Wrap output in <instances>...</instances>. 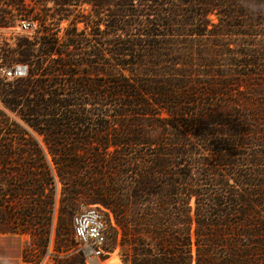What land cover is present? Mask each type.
Listing matches in <instances>:
<instances>
[{
  "label": "trees",
  "instance_id": "16d2710c",
  "mask_svg": "<svg viewBox=\"0 0 264 264\" xmlns=\"http://www.w3.org/2000/svg\"><path fill=\"white\" fill-rule=\"evenodd\" d=\"M50 1L34 40L17 39L29 76L0 80L4 107L49 149L0 106V234L18 224L47 250L57 175L58 264L83 203L101 204L125 264H264V0H0V12ZM76 3L95 7L90 31L60 38ZM177 5L189 8H161Z\"/></svg>",
  "mask_w": 264,
  "mask_h": 264
},
{
  "label": "rangeland",
  "instance_id": "374dc122",
  "mask_svg": "<svg viewBox=\"0 0 264 264\" xmlns=\"http://www.w3.org/2000/svg\"><path fill=\"white\" fill-rule=\"evenodd\" d=\"M31 1L32 0H27V2H31ZM145 1L146 3H148V5L145 4L144 6L143 1L132 0L130 4V8H149L151 2L149 0H145ZM34 2L35 1H33V3ZM8 8H11V7H8ZM56 8L57 6L52 1H50L47 4V8H39L38 6H35V8H27V14H30V15L32 14L35 18L40 17L41 19L42 15L54 13ZM94 8L95 7L91 6V4H88V3H83V4L76 3V4H73L65 8L67 10L66 15H64V17L58 20L59 28H55V31L58 34V36L60 38L67 36V33H66L67 30L72 29L74 27L72 25L75 23H77L76 27L79 31H83V29H86V31L89 32L90 31V28H89L90 21L89 20L92 17V14L94 13ZM161 8H189V7L185 5H181V6L177 5L174 7L163 6ZM1 15H2V12H0V16ZM212 18L214 19V21H217V18L215 17V15H212ZM40 19L36 20L37 29H40L42 27ZM3 24H4V21L0 18V25H3ZM102 28H105V26L102 25ZM4 33L5 32L1 31L0 55L3 56L5 61H11L13 60V58L17 57V55L16 56L14 55V51L17 48V39L9 42L5 39L6 34ZM88 37L89 36H87V38ZM220 65H221V68L225 70L227 73H230L234 69V67H231L227 61L222 60L220 62ZM217 70H219V68ZM102 73L103 71H101V74ZM99 76H103V75H99ZM6 83H13V82H6ZM0 106L3 107V109H5L12 118L17 119L22 126L29 129L34 134L36 139L39 141L44 151L48 153L49 149L46 146L43 137L37 134L35 131H33L32 128L26 122L21 120L14 112L4 107L1 101V97H0ZM56 179H57V189H56L57 192H56L55 216H54L53 225H52L51 241L49 243L47 250L44 252L43 249H41L37 245L36 238L30 231H28L27 233H22L19 230L20 225L15 224V227L13 230L0 234V240H1L0 241V264H58L57 262L58 255L60 257H65L67 255L66 253L58 254V251H57V226L59 222V208H60V198L62 196V193H61L62 184L58 180L57 175H56ZM230 182H233V179H230ZM82 206H93V207H97L98 209L102 210L101 204L87 205L83 203L79 205L78 209H80ZM112 223L114 226H116V223L113 218H112ZM70 226L73 231L72 219L70 221ZM111 235H112L111 230L109 228V240H111ZM120 250H121V247L118 244L113 254H111L110 260H108L105 264H111L112 261H116V260L120 261L121 264H125L120 256ZM69 255H70L69 263L74 264L76 261V256L79 255L78 246L74 240V237H73V248Z\"/></svg>",
  "mask_w": 264,
  "mask_h": 264
},
{
  "label": "built area",
  "instance_id": "2783aa9c",
  "mask_svg": "<svg viewBox=\"0 0 264 264\" xmlns=\"http://www.w3.org/2000/svg\"><path fill=\"white\" fill-rule=\"evenodd\" d=\"M3 9L0 18L4 24L0 25V37L3 31L6 34L5 39L9 42L22 36L34 40L38 31L37 19L32 14H27V8L22 12L17 8ZM30 69L29 62L21 61L18 56L11 61H5L0 55L2 81L14 82L26 78L30 74ZM72 228L78 251L86 264H105L110 260L115 249L111 248L108 219L103 210L93 206H82L72 217Z\"/></svg>",
  "mask_w": 264,
  "mask_h": 264
},
{
  "label": "bare ground",
  "instance_id": "6f19581e",
  "mask_svg": "<svg viewBox=\"0 0 264 264\" xmlns=\"http://www.w3.org/2000/svg\"><path fill=\"white\" fill-rule=\"evenodd\" d=\"M1 241V240H0ZM16 244V243H15ZM111 264H121L120 261H112Z\"/></svg>",
  "mask_w": 264,
  "mask_h": 264
}]
</instances>
